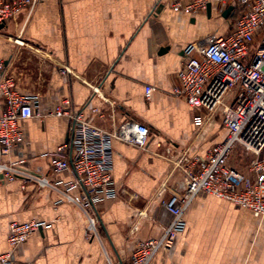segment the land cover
Wrapping results in <instances>:
<instances>
[{"label":"crops","instance_id":"0c3cea01","mask_svg":"<svg viewBox=\"0 0 264 264\" xmlns=\"http://www.w3.org/2000/svg\"><path fill=\"white\" fill-rule=\"evenodd\" d=\"M175 1L45 0L31 16L24 12L0 29V61L19 91L34 98L36 112L20 122L23 141L5 161L23 162V173L51 181L73 179L51 167V154L71 140L72 121L56 116L58 107L82 112L108 132L126 121L151 130L145 149L113 140L119 196L90 210L93 238L83 207L68 200L58 205L60 192L0 175V254L11 252L13 264H126L139 242L160 238L173 221L161 202L184 181L175 161L204 156L224 141L220 121L198 126L200 113L174 90L196 46L231 32L237 5L191 13L173 8ZM68 193L81 199L84 190ZM14 221L47 226L12 249ZM184 222L173 245L150 264H264V219L251 211L200 193Z\"/></svg>","mask_w":264,"mask_h":264},{"label":"built area","instance_id":"2783aa9c","mask_svg":"<svg viewBox=\"0 0 264 264\" xmlns=\"http://www.w3.org/2000/svg\"><path fill=\"white\" fill-rule=\"evenodd\" d=\"M43 1L0 0V26H6L24 12L31 16ZM209 4L237 5L233 28L226 36L207 37L203 44L196 46V55L187 56L174 94L200 113L195 118L198 126L221 114L227 136L204 156L183 155L175 161L184 174V181L168 200L161 202L173 215V221L160 238L139 242L126 264H150L159 251L169 249L184 230V215L200 193L234 203L251 211L256 218L264 219V0H178L173 8L200 13ZM98 91L95 89V93ZM152 91V87L146 88L147 98ZM93 113H99L98 109ZM54 114L67 116L72 121L71 140L51 154L55 173L73 174V179L66 182L23 173V162L4 160L23 141L20 122L34 118L36 112L34 98L19 91L4 61H0L2 179L11 182L23 178L40 188L60 192L56 204L68 200L83 207L89 220L88 238H93L97 227L90 210L119 196L113 178V140L145 149L151 130L136 121H126L115 132H108L87 120L82 112L58 107ZM237 149L250 160L246 171L230 165ZM75 188L84 190L81 199L68 193ZM45 226L39 221L12 222L9 246L17 248ZM0 264H13L11 252L0 254Z\"/></svg>","mask_w":264,"mask_h":264},{"label":"rangeland","instance_id":"374dc122","mask_svg":"<svg viewBox=\"0 0 264 264\" xmlns=\"http://www.w3.org/2000/svg\"><path fill=\"white\" fill-rule=\"evenodd\" d=\"M214 118L219 120L221 123V126H223L221 114L216 115ZM244 157L246 158V155L244 154V152L242 150L235 151L233 153L231 159H230V165L235 166V167H239V168H243V171L244 170L246 171L248 168V164H249L250 160L247 158V160L245 159L246 161H243Z\"/></svg>","mask_w":264,"mask_h":264},{"label":"water","instance_id":"95a60500","mask_svg":"<svg viewBox=\"0 0 264 264\" xmlns=\"http://www.w3.org/2000/svg\"><path fill=\"white\" fill-rule=\"evenodd\" d=\"M160 8H161V7H160ZM160 8H159V9H160ZM231 10H232V8H230V9L227 11V13L231 12ZM211 11H212V4H209L208 7H207V12H208V14L211 13ZM3 27H4L3 25L0 26V29L3 28Z\"/></svg>","mask_w":264,"mask_h":264}]
</instances>
